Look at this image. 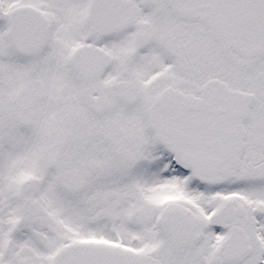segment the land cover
Returning a JSON list of instances; mask_svg holds the SVG:
<instances>
[{"label":"flooded vegetation","instance_id":"flooded-vegetation-1","mask_svg":"<svg viewBox=\"0 0 264 264\" xmlns=\"http://www.w3.org/2000/svg\"><path fill=\"white\" fill-rule=\"evenodd\" d=\"M123 1L133 21L110 31L91 23L92 0H0V264H52L84 241L163 264H264V56L201 25V9ZM78 51L87 78L75 73ZM214 78L257 97L241 164L221 187L183 171L202 168L193 161L218 116L170 108L165 146L151 125L164 90L201 97ZM35 81L41 97L31 90L18 105ZM233 181L246 192L216 194ZM172 208L182 211L165 222Z\"/></svg>","mask_w":264,"mask_h":264},{"label":"water","instance_id":"water-1","mask_svg":"<svg viewBox=\"0 0 264 264\" xmlns=\"http://www.w3.org/2000/svg\"><path fill=\"white\" fill-rule=\"evenodd\" d=\"M166 2L177 13L181 11L190 13L196 8L208 12L201 19L203 24L223 28L227 37H235L239 41L247 56L264 55V0H166ZM114 18L118 22V27H126L132 19L129 4L123 0H108L105 4L103 0L92 1L90 19L93 25L102 27L101 21ZM81 58V53L74 57V70L77 75L86 78L88 74L84 72V60L82 61ZM28 90L29 86L24 87L19 95L26 94ZM175 99L194 100L192 96L168 89L157 97L153 105L152 126L163 144H166L169 138L166 132V116L171 106L170 100ZM255 100L254 95L232 90L225 82L217 79L210 80L204 85L203 103H198L197 107L199 110L208 108V114L203 112V115L218 116L213 122L215 125L218 123L219 135H216L214 143L209 139L208 145L204 146V151L200 155L201 161H197L198 163L193 161V166H200L201 163L202 168L188 169V171L204 182H215L219 174L229 172L240 162L246 134L244 121L249 117ZM191 106L196 107V104ZM189 114L195 113L189 112ZM229 206L230 202L225 204L219 212L229 210ZM175 211L182 210L169 209L166 218L173 217ZM53 264L163 263L151 256L127 250L107 252L89 243H74L60 251Z\"/></svg>","mask_w":264,"mask_h":264},{"label":"rangeland","instance_id":"rangeland-1","mask_svg":"<svg viewBox=\"0 0 264 264\" xmlns=\"http://www.w3.org/2000/svg\"><path fill=\"white\" fill-rule=\"evenodd\" d=\"M60 81L63 82L66 79L64 78L63 74H60ZM16 174V173H14ZM246 192V187L245 186H240L239 183H237V181H233V182H229L228 185H226L224 188H222L221 190H219L216 194L220 195L221 197H225L227 195L230 194H234V193H245ZM197 193H194V195H196ZM205 194V193H204ZM206 195V194H205ZM208 201V197H204V202Z\"/></svg>","mask_w":264,"mask_h":264}]
</instances>
